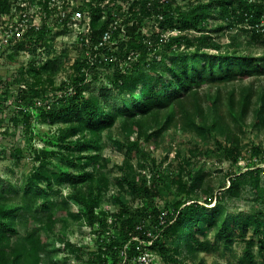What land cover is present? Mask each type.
Segmentation results:
<instances>
[{
	"label": "trees",
	"instance_id": "trees-1",
	"mask_svg": "<svg viewBox=\"0 0 264 264\" xmlns=\"http://www.w3.org/2000/svg\"><path fill=\"white\" fill-rule=\"evenodd\" d=\"M14 1L0 0V14L8 13ZM109 1L117 0L87 1L91 27L87 46L92 58L74 60L75 72L69 86L63 81L64 88L57 87L54 91L50 88V92L46 87L38 88L39 81L35 79L19 90L22 101L16 100V105H20L18 112L22 114L26 133L31 130L33 117L50 125L57 121L64 125L58 128L55 139H47V144L57 146L58 150L46 145L41 149L30 146L31 156L38 164L21 184L0 178V264H55L45 261L49 234L61 222L79 217L88 226L97 228L98 247L89 264H136L133 259L138 250L133 237L151 240L148 247L158 256L153 264H182L178 257L180 248L187 253L213 251L228 258L237 238L242 240L243 250L235 264H264V210L257 208L248 213L238 210L226 215L223 204L224 198L237 199L244 193L253 195L257 203L264 201V166L257 165L264 160L260 145L251 144L246 167L238 171L229 169L226 177L217 180L215 192L213 179L207 178V173L190 167L188 157L180 160L174 179L179 195L164 209L151 199L158 194L157 183H147L136 173H124L122 180L126 187L142 203L133 213L123 216L126 203L122 202L120 212L110 214L120 240L114 235L108 239L100 236L107 219V212L99 208L100 190L107 186L105 180L103 185L91 186L85 194L69 195L79 206L76 213L65 208L66 198H55L57 191L53 184L92 180L99 171L98 136L118 119H122L125 131L129 126L128 133L135 129L139 135L143 134V126L149 124L148 117L161 125L160 130L179 124L183 130L207 141L212 138L214 150L233 164L243 158L242 137L247 127H264V87L254 88L253 84L237 87L235 83L252 75H264V51L257 55L248 47L254 41L264 42V0H196L184 8L176 0H119L108 5ZM216 11L231 23H208L215 18ZM101 14H105V19L98 25ZM145 19L152 22L149 34L142 30ZM112 22L115 28L109 42L97 46ZM240 23L243 25L239 29L248 38L245 43L238 36H230L223 45L214 35L225 26ZM49 30L46 25L27 30L12 51L34 53L37 45H47ZM101 54L114 58L103 61ZM99 66L111 68L106 82L94 92ZM59 68L58 58H46L33 69L35 74L42 75L53 74ZM208 116L213 118L210 122ZM12 120L17 122L18 118ZM79 133L88 137H78ZM72 136L77 137L69 139ZM85 138L92 151L81 154ZM122 144L131 156L138 158L139 167L144 168L141 160L148 156L142 140ZM53 156L65 159L66 165L55 163L56 168L50 169L47 164ZM152 164L155 165L154 160ZM86 166H91V171ZM76 167L79 169L74 172ZM148 218L156 226L149 235L145 227ZM210 231L214 233L213 240L207 237ZM129 239L125 259L120 260L121 248ZM65 244L72 247L68 242Z\"/></svg>",
	"mask_w": 264,
	"mask_h": 264
},
{
	"label": "rangeland",
	"instance_id": "rangeland-1",
	"mask_svg": "<svg viewBox=\"0 0 264 264\" xmlns=\"http://www.w3.org/2000/svg\"><path fill=\"white\" fill-rule=\"evenodd\" d=\"M20 1L21 0H17L19 4ZM61 1L62 0H57L56 2L60 4L62 3ZM77 1L84 2V7L88 11L89 2L87 1L89 0ZM195 1L196 0H176L182 8ZM113 2L117 4L119 0L109 1L108 5H112ZM23 4L26 5V10H29L28 15L29 17L31 15V20L37 21L38 16L32 17V13L40 5L37 6L35 0L30 3L31 5L26 2ZM20 12L19 9H16L17 15H19ZM215 15V18L209 19L208 23H223L224 25L228 22L231 23L229 18H223L224 15L221 12L216 11ZM85 17L89 18V15L87 14ZM52 18L53 24L51 32L47 37V45H37L34 53L26 50L13 52L12 49L6 50V48L0 52V178L5 181L9 180L11 184H21L24 178L32 171L33 167L38 164V161L33 160L31 156L30 146L34 149H41L46 145L49 148L59 149L51 143L47 144V139H55L58 128L64 125V123L60 121L50 125L44 121H37L36 117H33L31 120V130L26 133L22 128V114L18 112L20 105H16V100L17 102H19V100L22 101V99H19L21 96L19 92L20 88L33 83L35 79L39 81L37 84L38 88L46 87L47 90L51 88V91H54V88L63 87V81L66 82V86H69V79L75 72L73 66L74 60L77 57H88L90 53L89 49L81 45V41L78 40L77 36L79 31L83 29V24L72 27H62L54 21V17ZM104 19L105 14H101L98 25H101ZM84 20L86 21V18H84ZM151 25V20L145 19L142 24L143 32L149 34ZM240 25H243V23L228 28L225 26L214 35H216L217 39L221 41L223 45L228 42L230 36H238L239 39L245 43L248 38L246 33L239 29ZM154 28L156 31L159 30V27L156 25ZM248 47L253 53L258 55L264 51V42L254 41L248 45ZM46 58H58L60 61V68L53 74H35L33 69L34 66H37L40 61H44ZM110 68L111 67L108 66L98 67V77L93 82L92 91L95 92L99 84L106 82L107 73ZM235 83H237V87L253 84L254 88H263L264 75H252L249 78ZM59 93L60 92H57L56 95L59 96ZM13 117H17L18 121L15 122L12 120ZM146 117L147 116L144 118ZM147 119L149 120V124L143 126V134L141 135H139L135 129L128 133L129 126L127 127V131H125L121 126L122 119L116 120L112 127L106 128L100 133L96 152L99 157L97 161L99 171L94 174L92 180L77 181L75 184H70L68 182L59 185L53 184L55 191H57L55 198H66L65 208L70 212L76 213L79 211V206L69 195L72 193L85 194L91 186L96 187L97 185H103V181H106L107 186L100 190L101 198L99 202V208L107 212V219L102 227L104 233L100 235L101 237H107L106 239L115 236V239L120 240L119 231L113 228V217H111L110 214L119 213L122 209V202L126 203V208L124 207L122 213L123 216L133 213L136 207L140 206L142 203L138 199L132 197L122 180V175L124 173H136L137 176H143L147 180V183H149V181L157 183L158 194L151 197V199L157 207L164 209L165 205L179 195L175 189L176 185L174 179L179 170L180 160L188 157L190 158V167L192 166L194 169L200 168L201 172L207 173V178L213 179L215 192L218 189L217 180L226 177L225 174L229 169L238 171L246 167V163L250 159L249 150L251 144L260 145L262 149H264V127L258 129L247 127L248 130L242 137L243 158H240L237 163L233 164L223 159L221 154L214 150L215 144L212 138H209L207 141L201 135L183 130L179 124L175 126L169 125L166 129L160 130V124H156L150 117ZM211 119L213 118L208 116V122H210ZM246 121L249 123L250 118L247 117ZM84 135L88 137L86 133H79L77 136L85 137ZM146 135L151 136L146 137ZM77 136H72L69 139H74ZM87 139L85 138V141H82L83 150L81 154L92 151ZM129 140H142L143 147L147 151L148 156L146 159L141 160V163L145 164L144 168L139 167L137 164L138 158L131 156L130 152L122 144L123 142H129ZM82 143L80 145H82ZM18 149L20 154H17ZM60 151H64L66 154L69 153L67 149H60ZM49 159L50 162H48L47 166L50 169L56 168V166H53L55 163L62 167L66 165L65 159H60L59 156L49 157ZM152 160H154L155 165L152 164ZM257 165L264 166V160ZM85 168L87 171H91V166H86ZM78 169L77 167L74 168V172H77ZM139 170H141V172ZM138 173L140 175H138ZM262 179H264V173H262ZM9 195H12V193H9ZM223 204L225 207L224 213L226 215L229 213H236L238 210H244L247 213L257 208L264 210V201L257 203V201L253 200V195L245 193L237 199L224 198ZM145 227L146 231H148L146 233L147 235L156 229V226L150 222L149 218L146 220ZM96 229V226H88L81 217L77 219L69 218L67 221L61 222L58 227L49 234L47 253L44 255L45 261L55 264H89L88 260L98 247ZM249 233L250 231H248V234ZM207 237L213 240L214 233L211 231L208 232ZM131 239L134 240V238ZM131 239L124 242L121 248L123 253L122 255L119 254L120 260L125 259L126 248ZM65 242L70 243L72 247H67ZM71 248H73V252H71ZM242 250L243 242L237 238L232 242V253H228V258L219 256L213 251L210 253H187L183 248H180L178 257L182 264H235L236 257L241 254ZM253 251L256 253L255 247ZM133 261H135V258ZM104 264L109 263L104 262Z\"/></svg>",
	"mask_w": 264,
	"mask_h": 264
},
{
	"label": "built area",
	"instance_id": "built-area-1",
	"mask_svg": "<svg viewBox=\"0 0 264 264\" xmlns=\"http://www.w3.org/2000/svg\"><path fill=\"white\" fill-rule=\"evenodd\" d=\"M32 1L34 0H21L19 4L17 0H15L12 3L11 9L8 13L0 14V52H2V50L5 48L6 50L11 49L18 41L23 39L24 33H26L27 30L31 28L38 30L42 26L46 25L51 32V27L53 24L52 17H54V21L62 27H72L83 24V29L79 31L77 36L78 40L81 41V45H85V48L89 49L87 44L89 43L91 36V27L89 22L90 18L85 17L87 14L89 15V12L85 9V7L82 9L79 8L81 4L85 6L84 2L77 0H62V3L59 4L56 2L57 0H35V4L40 6L32 13V17L38 16L37 21L33 19L32 21L31 15L30 17L28 15L29 10H26V5L23 4L24 2L30 4ZM44 2H46V5H44ZM16 9L21 11L19 15L16 14ZM84 18H86V21ZM114 28L115 23H110L109 28L103 32L100 41L97 43V46L109 42L111 38V30ZM111 43L114 44L115 40L111 41ZM97 46L94 47L95 50ZM90 53L88 54V59L92 58V54L90 55ZM100 56L103 61H106L109 57L104 54H101ZM110 57L114 58L111 55ZM37 103H39V100ZM133 238L136 241L135 248L138 250L134 257L135 263L153 264L158 259V256L148 247V245L151 244V240L144 241L137 237ZM122 253L123 252L121 251V255Z\"/></svg>",
	"mask_w": 264,
	"mask_h": 264
}]
</instances>
